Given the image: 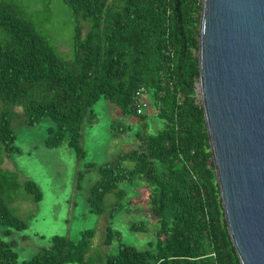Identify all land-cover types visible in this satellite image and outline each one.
<instances>
[{"label":"trees","instance_id":"1","mask_svg":"<svg viewBox=\"0 0 264 264\" xmlns=\"http://www.w3.org/2000/svg\"><path fill=\"white\" fill-rule=\"evenodd\" d=\"M62 1L74 18L70 56L56 51L17 0H0V226L8 227L6 234L27 227L9 207L18 174L3 167L18 151L12 121L36 126L51 120L45 146L65 144L82 159L85 120H95L93 105L103 97L144 128L150 111L162 126L136 131V147L96 166L89 206L113 220L131 188L144 181L149 206L129 229L145 230L154 219L155 239L140 249L122 241L109 223L99 246L90 228L76 240L54 234L18 262L13 243L0 238V264H241L224 219L196 90L201 0ZM138 90L148 101L141 113ZM125 130L131 126L111 123L113 135ZM23 185L33 201L41 200L36 182Z\"/></svg>","mask_w":264,"mask_h":264},{"label":"rangeland","instance_id":"2","mask_svg":"<svg viewBox=\"0 0 264 264\" xmlns=\"http://www.w3.org/2000/svg\"><path fill=\"white\" fill-rule=\"evenodd\" d=\"M25 16L32 19L39 33L52 44L62 56H70L75 34L74 18L62 0H17ZM95 120H85L82 145L86 156L77 159L74 150L67 145L48 148L44 144L46 127L52 121L43 119L36 126H28L23 119L12 121L16 135L17 153L5 158L3 167L17 172L20 186L14 192V200L9 202L12 212L27 223L22 230L0 226V238L13 243L17 261L29 258L38 249L49 244L54 234L67 236L73 240L80 231L95 230L92 242L99 246L109 225L120 234L126 243L143 249L155 239V220L147 222L145 230H130L129 225L144 219L149 206V186L137 181L125 197V207L109 220L105 214H96L90 208L87 197L94 182L99 178L97 165L110 161L123 151L137 146L136 131H156L162 121L151 117L147 127L131 116H123L118 107L105 98L94 105ZM151 110V108H150ZM151 117V118H150ZM122 121L131 130L117 136L111 132V123ZM90 164H95L91 167ZM131 166V162L126 163ZM25 180H33L42 193L40 201L32 200L24 188ZM112 195L108 196L110 200Z\"/></svg>","mask_w":264,"mask_h":264},{"label":"water","instance_id":"3","mask_svg":"<svg viewBox=\"0 0 264 264\" xmlns=\"http://www.w3.org/2000/svg\"><path fill=\"white\" fill-rule=\"evenodd\" d=\"M197 95L227 230L264 264V0H201Z\"/></svg>","mask_w":264,"mask_h":264},{"label":"built area","instance_id":"4","mask_svg":"<svg viewBox=\"0 0 264 264\" xmlns=\"http://www.w3.org/2000/svg\"><path fill=\"white\" fill-rule=\"evenodd\" d=\"M137 98H138V103H137V113H141L148 107V101L144 99V97H141V90H138L136 92Z\"/></svg>","mask_w":264,"mask_h":264}]
</instances>
